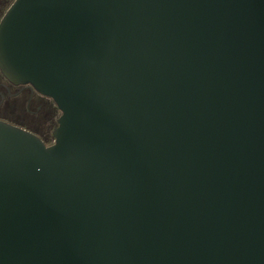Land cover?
<instances>
[{
	"label": "water",
	"instance_id": "1",
	"mask_svg": "<svg viewBox=\"0 0 264 264\" xmlns=\"http://www.w3.org/2000/svg\"><path fill=\"white\" fill-rule=\"evenodd\" d=\"M0 70L60 110L0 119V264H264V0H13Z\"/></svg>",
	"mask_w": 264,
	"mask_h": 264
},
{
	"label": "flooded vegetation",
	"instance_id": "2",
	"mask_svg": "<svg viewBox=\"0 0 264 264\" xmlns=\"http://www.w3.org/2000/svg\"><path fill=\"white\" fill-rule=\"evenodd\" d=\"M13 0H0V20ZM29 116L39 130L24 126L15 112ZM60 110L53 99L37 92L30 84H15L6 79L0 70V119L36 133L46 144L53 142V129Z\"/></svg>",
	"mask_w": 264,
	"mask_h": 264
},
{
	"label": "rangeland",
	"instance_id": "3",
	"mask_svg": "<svg viewBox=\"0 0 264 264\" xmlns=\"http://www.w3.org/2000/svg\"><path fill=\"white\" fill-rule=\"evenodd\" d=\"M15 115H20L18 118H19V120H20V122H22V124H25L24 126H27L28 128H33L34 130H39L40 129V127H39V129H38V127H36V125H34V124H32V120L30 121L29 120V116H27V115H24V113L22 114V112L21 111H19V112H15ZM29 117V118H28Z\"/></svg>",
	"mask_w": 264,
	"mask_h": 264
}]
</instances>
